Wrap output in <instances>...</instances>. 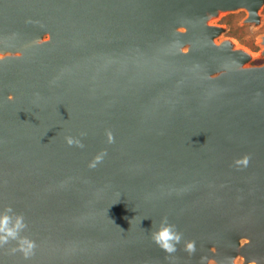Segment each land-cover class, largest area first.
<instances>
[{"label": "water", "instance_id": "water-1", "mask_svg": "<svg viewBox=\"0 0 264 264\" xmlns=\"http://www.w3.org/2000/svg\"><path fill=\"white\" fill-rule=\"evenodd\" d=\"M263 1L0 0V212L36 245L0 264H264V64L210 24Z\"/></svg>", "mask_w": 264, "mask_h": 264}, {"label": "rangeland", "instance_id": "rangeland-1", "mask_svg": "<svg viewBox=\"0 0 264 264\" xmlns=\"http://www.w3.org/2000/svg\"><path fill=\"white\" fill-rule=\"evenodd\" d=\"M246 12L237 10L233 12H222L214 17L210 24L220 28L221 34L216 42L229 41L233 47L239 48L249 56L248 66H260L264 64V56L261 55L264 36V1L260 6L257 24L246 23ZM208 264H213L209 262ZM234 264H242L238 259Z\"/></svg>", "mask_w": 264, "mask_h": 264}, {"label": "clouds", "instance_id": "clouds-1", "mask_svg": "<svg viewBox=\"0 0 264 264\" xmlns=\"http://www.w3.org/2000/svg\"><path fill=\"white\" fill-rule=\"evenodd\" d=\"M66 142L69 145L78 143L70 137L66 138ZM80 146L82 147V145ZM99 159L100 158L98 157L97 160ZM241 163L247 164V159L242 160ZM92 166L95 165L93 164ZM26 227L27 225L24 217L22 215L14 214L11 207L0 212V246L9 243V241H16L17 248L14 250L20 251L25 258H28L33 254L36 245L34 241L20 235ZM151 238L153 242L166 253H174L176 251V245L181 242L182 236L175 229L174 225L168 223L167 220L164 219L159 228L152 233ZM186 248L188 251H192L194 250V244L189 242L187 243Z\"/></svg>", "mask_w": 264, "mask_h": 264}]
</instances>
